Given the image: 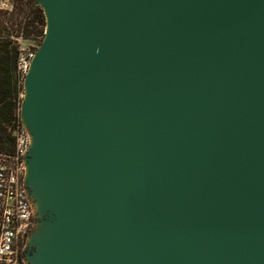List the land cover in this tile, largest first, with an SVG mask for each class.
Listing matches in <instances>:
<instances>
[{"label": "water", "instance_id": "95a60500", "mask_svg": "<svg viewBox=\"0 0 264 264\" xmlns=\"http://www.w3.org/2000/svg\"><path fill=\"white\" fill-rule=\"evenodd\" d=\"M36 1L25 263L264 264V0Z\"/></svg>", "mask_w": 264, "mask_h": 264}, {"label": "built area", "instance_id": "2783aa9c", "mask_svg": "<svg viewBox=\"0 0 264 264\" xmlns=\"http://www.w3.org/2000/svg\"><path fill=\"white\" fill-rule=\"evenodd\" d=\"M10 0H0V9H9ZM17 69L25 75L35 49L20 37ZM29 133L21 125L15 134L13 154H0V264H26V238L34 225V210L24 177V155Z\"/></svg>", "mask_w": 264, "mask_h": 264}, {"label": "trees", "instance_id": "16d2710c", "mask_svg": "<svg viewBox=\"0 0 264 264\" xmlns=\"http://www.w3.org/2000/svg\"><path fill=\"white\" fill-rule=\"evenodd\" d=\"M0 9V154L15 150V134L21 126L19 106L23 75L17 69V37L36 50L44 35L45 17L36 0H10Z\"/></svg>", "mask_w": 264, "mask_h": 264}, {"label": "bare ground", "instance_id": "6f19581e", "mask_svg": "<svg viewBox=\"0 0 264 264\" xmlns=\"http://www.w3.org/2000/svg\"><path fill=\"white\" fill-rule=\"evenodd\" d=\"M31 62V61H30ZM29 68V67H28ZM27 71H28V69H27ZM27 71H26V73H27ZM26 93H27V89H26V87H24V90H23V98L26 96Z\"/></svg>", "mask_w": 264, "mask_h": 264}, {"label": "rangeland", "instance_id": "374dc122", "mask_svg": "<svg viewBox=\"0 0 264 264\" xmlns=\"http://www.w3.org/2000/svg\"><path fill=\"white\" fill-rule=\"evenodd\" d=\"M23 126V125H22ZM25 129H26V127L25 126H23ZM27 130V129H26ZM38 219V218H37ZM26 245H27V242H26Z\"/></svg>", "mask_w": 264, "mask_h": 264}]
</instances>
